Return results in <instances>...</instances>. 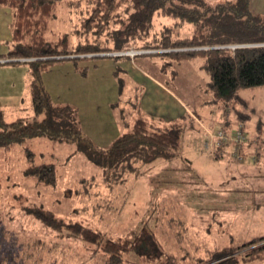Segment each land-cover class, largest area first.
Instances as JSON below:
<instances>
[{
	"label": "rangeland",
	"instance_id": "1",
	"mask_svg": "<svg viewBox=\"0 0 264 264\" xmlns=\"http://www.w3.org/2000/svg\"><path fill=\"white\" fill-rule=\"evenodd\" d=\"M227 1L203 3L215 6ZM78 17L62 9L50 37L58 31L78 29L73 26L78 25ZM12 21V10L0 5L2 52L13 49ZM170 22L161 17L154 19L156 29ZM184 28L185 32L190 30ZM69 34L71 42L76 43V36ZM127 53L131 57L126 60L131 61L128 67L135 65L143 81L157 79L188 109L189 118L175 123L181 127L176 154L169 160L141 166L136 173L117 181L113 172L109 171L111 176L104 174L102 166L75 142L34 137L7 152L0 151V264H109L110 253L104 245L117 241L126 250L112 264H187L212 247L238 244L264 233V134L259 133L264 127V85L241 89V102L225 104L214 98L208 86L203 58L173 63L162 71L163 60L152 55L134 59L140 50ZM120 65L111 58H95L79 62L80 68L91 66L85 75L75 70L79 82L88 81L92 74L104 81L103 95L113 99L109 110L120 127L114 137L128 132L137 119L150 120L140 105L146 84H134L130 70L126 69L125 74ZM117 69L120 72L115 76ZM120 79L124 81L122 86ZM27 82V92L17 104L0 103L6 121L33 114ZM61 103L76 108L83 133L80 109L73 103ZM237 112L248 117L241 121ZM239 125H243L247 140L240 147V155L247 154L244 158L230 156L227 146H222L220 157L216 149H204L207 131H233ZM112 141L108 145L94 144L96 149L105 150ZM26 148L33 152L35 164L54 165V185L23 174ZM39 206L66 222L91 228L101 238L89 242L66 230L45 227L29 213ZM142 239L156 242L161 254L155 257L154 249Z\"/></svg>",
	"mask_w": 264,
	"mask_h": 264
},
{
	"label": "trees",
	"instance_id": "2",
	"mask_svg": "<svg viewBox=\"0 0 264 264\" xmlns=\"http://www.w3.org/2000/svg\"><path fill=\"white\" fill-rule=\"evenodd\" d=\"M0 5L13 13V49L0 55V59H11L14 62L8 63L15 66L21 64L18 59H25L22 64L28 70L33 112L30 117L9 122L0 110V151L3 152L34 137L75 142L91 160L102 166L104 174L111 176L109 171L113 172L117 181L136 173L141 166L156 160H169L176 154L181 127L177 124L155 127L142 118L105 150L96 149L80 130L76 108L53 102L45 88L43 73L56 63L71 61L75 70L85 75L87 67L80 68L79 62L99 58L89 55L131 49L160 50L133 58L152 55L161 59L164 61L160 65L162 71H167L173 63L203 58L209 76L208 86L214 98L225 104L241 102L238 95L241 89L264 85V15L251 10L250 0H230L215 6L205 5L203 0H0ZM62 9L66 14L79 16L78 25L73 24L78 29L58 31L51 38L53 22ZM156 17L171 22L156 29ZM185 26L190 28L188 32L183 31ZM69 32L76 36V43L71 42ZM247 44L255 46H245ZM111 58L120 61L131 57L116 55ZM118 72L119 69L115 76ZM121 80L122 86L124 81ZM247 117L237 112L239 120ZM259 133L264 134V127ZM222 148H215L217 157ZM242 154L243 158L247 155ZM24 155L27 159L23 169L25 176H34L37 182L46 185L56 183L53 164H35L34 154L27 148ZM29 213L45 227L66 230L77 239L96 242L101 238L91 228L79 222H66L42 206L31 208ZM142 241L154 249L155 257L161 254L156 242ZM104 248L110 253L109 264L117 262L120 253L126 250L118 241L107 242ZM187 264H264V233L238 244L212 247Z\"/></svg>",
	"mask_w": 264,
	"mask_h": 264
},
{
	"label": "crops",
	"instance_id": "3",
	"mask_svg": "<svg viewBox=\"0 0 264 264\" xmlns=\"http://www.w3.org/2000/svg\"><path fill=\"white\" fill-rule=\"evenodd\" d=\"M250 7L254 13L264 15V0H250ZM3 39V35L0 34V42ZM2 51L0 50V55L6 54V52ZM95 57L108 59L112 56ZM17 61L21 64L15 66L8 63L14 62L11 59H0V103L17 104L16 102L27 92L28 70L27 66L22 64L25 59H18ZM119 62L121 68L130 70L129 74L132 77L130 75L129 77L135 82L134 84H146L145 86L147 88L142 94L140 105L150 115V120H148L150 124L155 127H165L175 124L180 119L187 120L189 118L187 107L180 103L170 93L168 88L158 82L157 79L143 81L140 74L135 70V65L130 64L128 67L131 61L120 60ZM87 67L88 70L91 68V66ZM75 72L73 65L69 61L54 64L49 70L43 73L45 88L53 102L73 103L80 109L83 133L93 143L108 145L107 143L109 141L116 138L114 135L120 128L118 124L114 123V115L109 110L110 103L113 99L103 95L104 81H98L96 74L94 76L92 74L88 81L79 82ZM20 86L23 87L21 88ZM0 107L3 106L0 104ZM0 110L4 111L3 109Z\"/></svg>",
	"mask_w": 264,
	"mask_h": 264
},
{
	"label": "built area",
	"instance_id": "4",
	"mask_svg": "<svg viewBox=\"0 0 264 264\" xmlns=\"http://www.w3.org/2000/svg\"><path fill=\"white\" fill-rule=\"evenodd\" d=\"M206 134V139L203 142L204 149H215L227 146L230 148V156L241 159L240 147L247 141L243 132V125H239L233 131L218 129L214 131L209 130Z\"/></svg>",
	"mask_w": 264,
	"mask_h": 264
},
{
	"label": "water",
	"instance_id": "5",
	"mask_svg": "<svg viewBox=\"0 0 264 264\" xmlns=\"http://www.w3.org/2000/svg\"><path fill=\"white\" fill-rule=\"evenodd\" d=\"M153 52H155V51H147V53H153ZM141 53H145V52L142 51ZM115 55H128V53L127 52H122V53H102V54H95V55H92V56H115Z\"/></svg>",
	"mask_w": 264,
	"mask_h": 264
}]
</instances>
